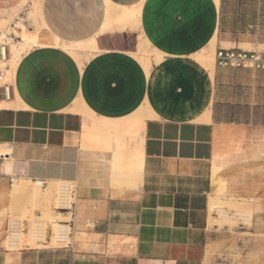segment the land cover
Wrapping results in <instances>:
<instances>
[{
	"label": "crops",
	"instance_id": "crops-1",
	"mask_svg": "<svg viewBox=\"0 0 264 264\" xmlns=\"http://www.w3.org/2000/svg\"><path fill=\"white\" fill-rule=\"evenodd\" d=\"M112 1L142 4L138 30L99 35L83 68L60 46L34 47L12 76L10 99L22 107L0 108V149L11 150L0 155V264H204L217 229L211 197L264 198V123L218 111V85L240 71L216 64L211 87L197 62L170 55L193 52L214 33L216 51L258 50L264 39L234 38L223 0L217 25L211 0ZM105 16V0L42 2L45 30L66 42L92 38ZM138 33L169 53L151 79L131 55ZM80 93L90 113L68 110ZM146 99L156 115L142 124L132 114ZM257 132L262 152L254 150ZM15 175L76 182L75 228L96 236L92 247L7 250L10 214L1 210L13 206Z\"/></svg>",
	"mask_w": 264,
	"mask_h": 264
},
{
	"label": "rangeland",
	"instance_id": "rangeland-1",
	"mask_svg": "<svg viewBox=\"0 0 264 264\" xmlns=\"http://www.w3.org/2000/svg\"><path fill=\"white\" fill-rule=\"evenodd\" d=\"M223 2L224 11L229 15L228 27L226 28L231 30L234 38L240 40L250 34L257 40L264 39V0H223ZM30 13L37 16L39 23L42 26L44 25L38 0H0V18L5 20L3 27L11 26L12 24L15 26L16 21H21L27 25L30 31H34L36 26L28 18L29 16L30 18L32 17ZM143 20L144 17L142 16L141 22ZM140 34L138 33L137 35V43L139 42ZM19 40H21V36L17 34V39L14 42ZM132 42L134 41L131 40L130 43ZM223 47L231 46L224 44ZM240 48L251 49V46L241 45ZM259 50H264V46H260ZM229 69L239 70L240 73L235 80L218 85L219 115L225 120L233 119L253 122L254 124L264 123V71ZM250 79H253V82ZM5 80H12V75H7ZM138 125H140L139 122ZM1 147L4 148L0 149L3 152L1 157H5L11 151L10 147L7 145ZM6 159H3L4 162ZM3 164L0 165V170L4 171ZM18 177L25 178L28 176H17L16 178ZM49 180L47 188L52 189V199L49 204L44 199V191L40 192L38 199L33 198L34 183L25 189L16 186V182H13V206L10 210L14 215L12 213L9 214L13 218L26 220L28 223L29 231L24 235V247L27 244L31 247H44L32 237V226L35 221L69 218L66 215L60 217L59 213L53 209L57 185L61 179ZM74 185L77 186V183L74 182ZM39 188L43 190L44 187L40 186ZM225 199H233L232 201L235 202L232 203L233 208L241 209L243 207L245 213L250 212L252 221L250 223L244 222L241 217H235L234 223L221 222V215L217 211L211 212L209 224L210 226L216 224L217 229L211 232V238L207 241L204 264H264V198ZM238 204L241 206L238 207ZM94 239H96L95 235L79 233L74 227L71 246L74 244L78 248L87 249L92 247ZM50 246H54V243L52 242Z\"/></svg>",
	"mask_w": 264,
	"mask_h": 264
},
{
	"label": "bare ground",
	"instance_id": "bare-ground-1",
	"mask_svg": "<svg viewBox=\"0 0 264 264\" xmlns=\"http://www.w3.org/2000/svg\"><path fill=\"white\" fill-rule=\"evenodd\" d=\"M42 2L43 0H38V6L40 7L41 11H42ZM105 2H106V16L104 23L102 24L98 33L94 35L92 38L81 41H75V42H66L61 40L59 37L52 36L47 30H44L46 28L45 24L42 26L39 23L37 16L31 13L30 15L32 17L30 18L29 16L28 18L29 20L31 19L33 25L35 24L36 26V29L34 31H30L27 25H25L21 21H16V23L14 24L15 26H13L12 24L11 26L7 25L3 27L5 20L0 18V45H4L6 43L5 40L6 33L15 32L16 34L21 36V40H19L18 42L10 43V50L12 53L11 57L5 63L0 62V68L9 65L10 68L7 69L8 75L13 76L16 71V67L19 61L21 60V58L23 57V55L34 47L44 46V45H55L66 49L78 60L80 66L83 68L85 66V61L88 59V57H86L85 55V51L99 49L98 47L99 35L104 34L106 31L117 32L124 30H138L141 26V19L143 16L142 4L138 3L132 6H125L120 4L117 5L112 0H105ZM211 2L216 10V25H217L219 21L217 12L221 0H211ZM139 37L140 39L138 42V49L135 52L131 53V55L134 59H136L140 64L143 65L148 77L151 79L154 70L153 68L154 65H160L164 63L168 59L167 56L169 53L152 45V43L147 38H145L142 33L140 34ZM216 43H217V37H216V33H214L213 36L199 49L189 53H171L170 55L172 57L180 56L184 58H189L197 62L200 68L204 70L205 75L209 80L210 86L213 87L215 73H216L215 70ZM5 79L6 77H3V79L0 78V85L5 83L6 81ZM79 95L80 96L77 97L73 105L70 108H68V110L72 112L90 113L91 110L88 104L81 96V93ZM20 107H22V104L18 99L0 101V108L19 109ZM210 111L211 109L209 110L208 108H205L204 111L202 112L201 119L204 120L209 119ZM153 115H156V113L153 105L150 103L148 99H146L143 102L142 106L138 109L136 113L132 114V116L138 118L142 124L145 123V120L148 117ZM255 138L256 139H255L254 150L255 152H259V151L262 152V149L258 144V141L261 138L258 132L256 133ZM1 154L2 152L0 151V155ZM16 177L13 178V181L16 182L15 185L18 187H23L26 189L28 188L29 185L34 183L35 186H33V192H32V196L34 199H38L40 192L44 191L43 194L45 201L48 204L51 202L52 189H48L46 187L43 188V190H41V188H39L41 186L40 182L33 181L29 177H25V178L23 177L16 178ZM50 180L53 181L54 179H50ZM217 198L211 197L210 212L217 211L221 215V219H220L221 222L234 223L235 217H241V219L244 220V222L247 221L250 223L252 221L251 213L250 212L245 213L243 207L241 209L233 208L232 203H235L232 201L233 199H225V198L217 199ZM237 206L239 207L241 205L238 204ZM1 213L3 214L12 213V211L10 210V208L9 209L4 208L3 210H1ZM12 215L14 214L12 213ZM63 215L64 214L59 213L60 217ZM35 236L36 234L32 235L33 239H36Z\"/></svg>",
	"mask_w": 264,
	"mask_h": 264
},
{
	"label": "built area",
	"instance_id": "built-area-1",
	"mask_svg": "<svg viewBox=\"0 0 264 264\" xmlns=\"http://www.w3.org/2000/svg\"><path fill=\"white\" fill-rule=\"evenodd\" d=\"M6 43L0 45V62H6L11 57L10 43L16 41L17 34L6 33ZM216 64L222 68L253 69L264 71V50L241 49V48H219L216 51ZM9 65L0 68V78L7 77ZM12 80L5 81L0 85V101L9 100L12 96ZM41 186L46 188L48 180L35 179ZM58 213L69 216L68 219L38 220L33 223L32 235L36 234L37 243L48 248H67L71 246L73 229L76 222L77 211V186L72 180L61 179L57 185L54 208ZM26 220L8 216L5 235V248L7 250H22L31 248L30 245L23 246L24 235L28 233ZM54 246H50L51 243Z\"/></svg>",
	"mask_w": 264,
	"mask_h": 264
}]
</instances>
